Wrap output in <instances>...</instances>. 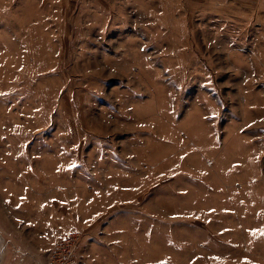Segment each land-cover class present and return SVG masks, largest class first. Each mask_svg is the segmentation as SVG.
I'll list each match as a JSON object with an SVG mask.
<instances>
[{"label":"rangeland","instance_id":"rangeland-1","mask_svg":"<svg viewBox=\"0 0 264 264\" xmlns=\"http://www.w3.org/2000/svg\"><path fill=\"white\" fill-rule=\"evenodd\" d=\"M0 219L34 264H264V0H0Z\"/></svg>","mask_w":264,"mask_h":264},{"label":"crops","instance_id":"crops-1","mask_svg":"<svg viewBox=\"0 0 264 264\" xmlns=\"http://www.w3.org/2000/svg\"><path fill=\"white\" fill-rule=\"evenodd\" d=\"M12 237L0 229V264H22L23 258H29L32 261L30 263L34 264L35 259L40 257L38 247L22 245V242L17 244Z\"/></svg>","mask_w":264,"mask_h":264},{"label":"built area","instance_id":"built-area-1","mask_svg":"<svg viewBox=\"0 0 264 264\" xmlns=\"http://www.w3.org/2000/svg\"><path fill=\"white\" fill-rule=\"evenodd\" d=\"M70 237L66 236L56 249L48 254V264H73V245L70 243Z\"/></svg>","mask_w":264,"mask_h":264}]
</instances>
